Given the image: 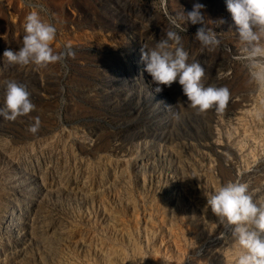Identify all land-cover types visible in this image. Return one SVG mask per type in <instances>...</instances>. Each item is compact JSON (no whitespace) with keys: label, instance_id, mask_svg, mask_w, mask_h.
<instances>
[{"label":"rangeland","instance_id":"rangeland-1","mask_svg":"<svg viewBox=\"0 0 264 264\" xmlns=\"http://www.w3.org/2000/svg\"><path fill=\"white\" fill-rule=\"evenodd\" d=\"M197 3L208 27L226 20L211 51L187 19ZM33 10L74 58L6 62ZM167 30L205 86L230 90L223 113L197 115L178 80L155 91L141 49ZM241 55L226 0H0V107L8 79L36 105L0 118V264H236L243 249L207 199L230 181L264 198V89Z\"/></svg>","mask_w":264,"mask_h":264},{"label":"clouds","instance_id":"clouds-1","mask_svg":"<svg viewBox=\"0 0 264 264\" xmlns=\"http://www.w3.org/2000/svg\"><path fill=\"white\" fill-rule=\"evenodd\" d=\"M226 7L234 21L241 44V59L246 62L250 82L264 89V0H226ZM203 9L205 5L194 4L187 19L193 25H202L196 31L195 39L200 42L202 50L211 51L221 43L214 29L224 25L226 20L220 18L211 21L215 28H210ZM172 23L175 24V21ZM23 27L25 35L19 50L14 52L6 49L3 53L9 65L47 66L63 62L67 57L74 58L71 45H66L63 52H54L51 45L57 30L42 18L40 11H30ZM172 43L176 45L175 48L171 47ZM145 49V46L141 49L142 60L146 63L145 70L157 85L156 92L163 91L161 85L171 87L178 80L188 104L197 115H206L213 109L217 113L225 111L230 101V90L227 87L205 86L204 67L199 62H188L189 53L181 44V36L176 31L167 30L165 38L159 41L155 49ZM3 83L6 96L4 106L0 107V118L16 121L36 110L25 85L12 79ZM173 117L177 121L181 119L180 113H174ZM39 128L40 120L36 117L29 131L35 134ZM207 205L221 224L232 228L235 242L243 249L236 264H264V198H255V193L250 191L247 183L230 181L208 197Z\"/></svg>","mask_w":264,"mask_h":264}]
</instances>
